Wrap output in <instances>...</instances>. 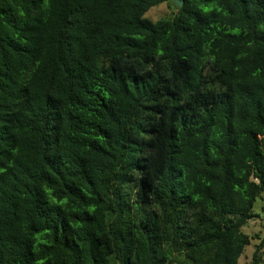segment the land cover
<instances>
[{
	"label": "trees",
	"instance_id": "16d2710c",
	"mask_svg": "<svg viewBox=\"0 0 264 264\" xmlns=\"http://www.w3.org/2000/svg\"><path fill=\"white\" fill-rule=\"evenodd\" d=\"M0 0V264H264V0Z\"/></svg>",
	"mask_w": 264,
	"mask_h": 264
},
{
	"label": "rangeland",
	"instance_id": "374dc122",
	"mask_svg": "<svg viewBox=\"0 0 264 264\" xmlns=\"http://www.w3.org/2000/svg\"><path fill=\"white\" fill-rule=\"evenodd\" d=\"M175 12V5L163 4L152 8L147 14L146 18L153 22H157L163 18H168L172 16ZM264 197V196H263ZM254 211L259 214L261 220L252 221L247 227L244 228V232L249 236L257 237L259 235L261 238L264 237V198L263 200H258L255 204ZM259 240H254L253 244L246 249L244 256L240 260V264H247L253 256L255 245L259 244Z\"/></svg>",
	"mask_w": 264,
	"mask_h": 264
},
{
	"label": "water",
	"instance_id": "95a60500",
	"mask_svg": "<svg viewBox=\"0 0 264 264\" xmlns=\"http://www.w3.org/2000/svg\"><path fill=\"white\" fill-rule=\"evenodd\" d=\"M174 2H175L176 7H182L183 6V2L181 0H174Z\"/></svg>",
	"mask_w": 264,
	"mask_h": 264
}]
</instances>
